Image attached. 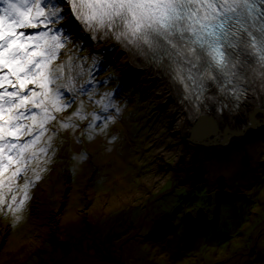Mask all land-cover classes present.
Wrapping results in <instances>:
<instances>
[{"label": "rangeland", "instance_id": "374dc122", "mask_svg": "<svg viewBox=\"0 0 264 264\" xmlns=\"http://www.w3.org/2000/svg\"><path fill=\"white\" fill-rule=\"evenodd\" d=\"M77 27L73 21L52 62L64 64L65 72L49 85H62L58 104L67 106L56 112L49 105L55 119L30 149L47 151L29 160L16 181L21 187L25 178L33 182L30 198L16 211L0 206V264H264V140L256 142L262 152L255 164L246 160V180L236 186L225 180L234 156L215 159L197 149L187 155L158 91L109 52L92 48ZM32 112L39 121L40 109ZM3 191L7 199L8 188ZM218 191L244 192L248 202L218 203ZM199 212L207 222L218 220L189 232L183 219H197Z\"/></svg>", "mask_w": 264, "mask_h": 264}, {"label": "snow or ice", "instance_id": "6c2138e0", "mask_svg": "<svg viewBox=\"0 0 264 264\" xmlns=\"http://www.w3.org/2000/svg\"><path fill=\"white\" fill-rule=\"evenodd\" d=\"M0 4L4 5L0 8V206L13 211L30 198L33 184L25 178L21 187L16 181L24 178L29 160H38L39 153L47 151L30 149L55 119L49 105L56 112L67 106L58 104L62 85L54 90L49 85L65 72L64 64L52 62L67 43L65 34L74 30L73 21L92 39L112 37L146 59L151 54L158 66L174 72V81L184 86L188 99L195 94L199 101L210 80L223 95L239 100L249 57L255 56L264 69V0H0ZM65 17L72 19L55 27ZM28 29L41 30L28 33ZM33 108L40 109L39 121ZM93 119L101 117L93 114ZM24 120L34 123L29 126ZM25 136L32 138L22 141ZM14 163L19 167L6 177ZM14 190L21 192L20 198L12 194Z\"/></svg>", "mask_w": 264, "mask_h": 264}, {"label": "bare ground", "instance_id": "6f19581e", "mask_svg": "<svg viewBox=\"0 0 264 264\" xmlns=\"http://www.w3.org/2000/svg\"><path fill=\"white\" fill-rule=\"evenodd\" d=\"M76 25L78 26L79 35L88 36L92 48L99 50V52H109L123 70L142 74L145 82L151 84L158 91L164 104L168 103L169 113L173 117L174 125L180 134V147L187 155L191 156L195 149L201 150L203 155L206 153L215 159L219 156L232 155L234 156L232 162L228 163V165L222 164L226 165L225 168L228 170L225 173V180L233 179L236 182L235 186L238 185L237 182L246 180L248 175L247 171H245V168H248V161L246 160L254 162L262 152V148L256 142H260L261 139L264 140L263 84L259 83V89L253 93L252 98L242 101V104L238 105L234 110L232 109L230 114L220 113L219 115H213L209 113L206 118L197 119L199 116L194 113L189 117L182 106L176 103L172 85L164 73L165 68L152 64L148 58L146 59L144 56L137 54L135 50L129 51L112 37L92 39L91 34L84 31L78 22H76ZM210 117L212 120H210ZM249 141L255 143L249 145ZM241 142L246 144L241 147ZM223 181V178L221 183L218 180V189L224 188ZM219 192L223 191H218L216 194ZM233 195L236 196V194ZM199 219L200 222L197 224L187 222L190 227L189 229L185 228L189 232H196L198 231L197 229L203 228L201 221H206L205 216H200ZM193 220L196 221L195 219Z\"/></svg>", "mask_w": 264, "mask_h": 264}, {"label": "water", "instance_id": "95a60500", "mask_svg": "<svg viewBox=\"0 0 264 264\" xmlns=\"http://www.w3.org/2000/svg\"><path fill=\"white\" fill-rule=\"evenodd\" d=\"M203 119V118H202ZM219 182L221 183L222 182V178H219L218 179ZM237 197L233 194H229V193H225V192H219L218 194H216V201L218 203H231L234 199H236ZM218 208L219 206L217 205L216 206V209H215V214L218 213ZM200 216H205L203 215V213L199 212L198 214V218L195 219L196 221H193L191 220L190 216H186L184 219H183V223L185 224V227L189 229V225L187 224V222H190V224H197L198 222H200V219L199 217ZM217 218L215 217L213 221H210V222H207V221H201V226H203V228L201 227V229L205 230L207 227H210L212 225H215L216 222H217ZM198 230V229H197ZM193 232V231H192Z\"/></svg>", "mask_w": 264, "mask_h": 264}, {"label": "flooded vegetation", "instance_id": "af4514ba", "mask_svg": "<svg viewBox=\"0 0 264 264\" xmlns=\"http://www.w3.org/2000/svg\"><path fill=\"white\" fill-rule=\"evenodd\" d=\"M236 190V189H235ZM240 191V189H237V191L236 192H239ZM236 196H238L237 198L238 199H244L245 201H247V194H245L244 192L241 194V195H239V194H237ZM248 202V201H247ZM246 202V203H247Z\"/></svg>", "mask_w": 264, "mask_h": 264}]
</instances>
